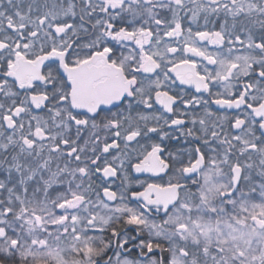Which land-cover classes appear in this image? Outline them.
<instances>
[{
    "label": "snow or ice",
    "instance_id": "obj_1",
    "mask_svg": "<svg viewBox=\"0 0 264 264\" xmlns=\"http://www.w3.org/2000/svg\"><path fill=\"white\" fill-rule=\"evenodd\" d=\"M0 264H264V0H0Z\"/></svg>",
    "mask_w": 264,
    "mask_h": 264
}]
</instances>
